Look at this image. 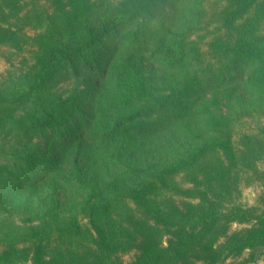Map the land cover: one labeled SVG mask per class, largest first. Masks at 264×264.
I'll list each match as a JSON object with an SVG mask.
<instances>
[{"label": "trees", "instance_id": "obj_1", "mask_svg": "<svg viewBox=\"0 0 264 264\" xmlns=\"http://www.w3.org/2000/svg\"><path fill=\"white\" fill-rule=\"evenodd\" d=\"M145 54L166 75L139 73ZM0 64V131L47 140L81 117L46 163L0 142V205L10 213L9 195L23 200L29 224L0 231V264H249L264 254V126L240 129L264 118V0H0ZM69 75L84 93H49ZM167 135L178 139L162 145ZM82 149L116 163L143 156L94 175ZM70 153L62 190L73 203L53 194L40 209L41 184ZM253 185L261 193L243 204Z\"/></svg>", "mask_w": 264, "mask_h": 264}, {"label": "rangeland", "instance_id": "obj_2", "mask_svg": "<svg viewBox=\"0 0 264 264\" xmlns=\"http://www.w3.org/2000/svg\"><path fill=\"white\" fill-rule=\"evenodd\" d=\"M163 2L164 0H162V3ZM107 40H109L107 39V37L103 38L102 44H100L98 47L103 45V43ZM140 59L141 58H139V60ZM136 68L138 72L140 71L139 73H141L143 76L150 75L155 79H158L159 77H163L167 73V71H164V69H162L160 65H158L153 58H150L146 54L144 58L139 61V64H137ZM1 69H2V65L0 64V70ZM67 71H71V70H67ZM62 73H64V71H62ZM53 79L54 81L51 80L47 87L49 93L54 96H60L61 98H65L69 96L71 93L75 92L76 90L78 92H83V93L86 91L87 82H83V80L76 81V79H74V77L70 75L63 78L59 76L58 77L59 81L57 84H55L57 81V77L56 79L55 78ZM80 107L82 109H86L87 107L86 99L84 98L82 99ZM76 117H77L76 113H73L70 119L62 122L58 126H55L53 128V132H51V134L48 135L47 140L42 138V136H40L39 134L33 133V131L31 130H25L24 128H20L19 131H12V132H10L9 130L0 131V142L2 144H6L7 149L14 152H18V151L27 152L30 150H34L41 157L42 161H45L46 163L48 162L49 158L53 159V157H56L58 151L62 149L63 139L72 136L71 134H69V132L71 131L74 133L76 131V125L81 120V117L79 118V120H77ZM247 122L248 125L245 127L241 126L240 129H248L260 125L264 126V118H253V119L249 118L247 119ZM171 138L177 140L178 136L167 135L166 137L160 139V142L162 145L166 144L169 142L168 140H170ZM154 148H155V143L146 146L143 150L149 152V151H153ZM94 151L98 152L97 150ZM74 154L75 153H70L71 155L70 159L66 158L64 160L62 166L63 169L59 172L56 178L52 176L49 179L47 178L48 180H45L41 184L42 194L41 196H39V201L36 203L39 205L44 204L45 206L42 205L43 207H41L40 209H44L49 204L48 200L53 194L59 197L61 206H64L65 203L66 204L73 203L74 199L73 197L70 196V193L66 192L65 190H62L63 188L62 183H64V179L62 177L66 173H69V171H72L71 162L74 157ZM142 156L143 153L141 152L136 153V155L134 156L126 155L125 157L123 154L122 156L123 158L120 160V162L116 163L115 159L102 161L100 155H97L92 151H87V150L84 151L82 149L79 159L83 169L85 168L90 174L97 175L98 172L103 170L112 171V169L114 170L115 168L123 169L126 167V163L133 162L134 160L137 161L139 157ZM260 167L264 168V163H261ZM104 171L101 172L99 175L104 174ZM44 173H46V170H44V168H40L37 171L38 177H42ZM6 185H7L6 183L0 184V194L6 191L7 189ZM261 190L262 188L256 185L243 188L240 201L243 204H248V205L253 204L256 197L261 193ZM9 198L14 199L13 203L15 204V210L13 211L11 210L10 207H8V209H10V213H5L7 210L6 209L7 206L0 205V231H6V232L10 231L17 233L20 232L24 226L29 224L24 223L27 219L26 218L27 216L21 212V209H18L20 206H18V208L16 207V204L22 203L23 200H18L14 198L12 193L9 195ZM78 200L80 199L78 198L77 201ZM34 224H36V222L30 223V225H34ZM244 227H247V225L234 223L231 225L230 231L239 230ZM19 246L21 247V244H19ZM244 256H247V253H245ZM131 259H132L131 255H126L123 257V261L125 264H129ZM230 262L231 259H227L225 262L221 264H229ZM8 264H33V263H31L29 258H19L13 260ZM197 264H201V263H197ZM249 264H264V254L258 256V258L254 263H249Z\"/></svg>", "mask_w": 264, "mask_h": 264}]
</instances>
